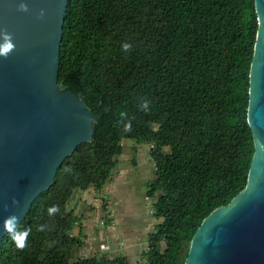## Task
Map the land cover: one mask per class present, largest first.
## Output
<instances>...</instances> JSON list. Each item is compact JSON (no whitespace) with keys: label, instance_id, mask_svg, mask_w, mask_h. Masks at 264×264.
<instances>
[{"label":"trees","instance_id":"obj_1","mask_svg":"<svg viewBox=\"0 0 264 264\" xmlns=\"http://www.w3.org/2000/svg\"><path fill=\"white\" fill-rule=\"evenodd\" d=\"M256 31L254 0H68L57 83L82 94L97 117L93 137L64 159L18 225L31 228L27 247L4 236L0 264H129L124 256L74 257L83 241L67 208L76 189L106 184L123 138L152 144L147 195L158 192L160 221L147 236L145 264H184L203 218L247 183ZM140 97L149 111L138 108ZM121 111L134 117L131 133L118 123ZM53 204L60 211L49 216ZM40 224L48 230L37 231Z\"/></svg>","mask_w":264,"mask_h":264},{"label":"water","instance_id":"obj_2","mask_svg":"<svg viewBox=\"0 0 264 264\" xmlns=\"http://www.w3.org/2000/svg\"><path fill=\"white\" fill-rule=\"evenodd\" d=\"M18 2L0 0V29L13 33L16 45L7 59L0 57V243L7 234L3 219L15 214L20 224L64 159L92 139L97 121L81 93L57 83L68 0H25L27 13L17 11ZM254 5L247 107L254 152L247 183L203 218L184 264H264V0ZM41 8L45 15L38 18Z\"/></svg>","mask_w":264,"mask_h":264},{"label":"rangeland","instance_id":"obj_3","mask_svg":"<svg viewBox=\"0 0 264 264\" xmlns=\"http://www.w3.org/2000/svg\"><path fill=\"white\" fill-rule=\"evenodd\" d=\"M121 144L106 184L100 190L76 189L67 205L78 217L72 234L80 232L83 241L74 257L105 254L124 256L129 264H145L147 236L160 221L154 215L158 192L147 195L155 177L152 144L129 138Z\"/></svg>","mask_w":264,"mask_h":264},{"label":"clouds","instance_id":"obj_4","mask_svg":"<svg viewBox=\"0 0 264 264\" xmlns=\"http://www.w3.org/2000/svg\"><path fill=\"white\" fill-rule=\"evenodd\" d=\"M17 11L20 12H29V4L25 2V0H19L16 5ZM45 15V9H39L37 13L38 18H43ZM121 48L124 52H129L132 50L133 45L124 42L121 45ZM16 49V45L14 43V36L13 33L7 31L6 29H0V57L7 59ZM138 108L147 112L150 110V102L145 97L139 98ZM107 112L108 109L105 108ZM132 119L134 117H129L128 113L125 111H121L119 113V121L122 131L124 133H131L133 131L132 127ZM92 123V122H91ZM12 204L15 206H19L20 201L17 200L15 197H12ZM5 209H7V205H4ZM60 211L59 205H51L47 208V214L49 216H54ZM18 217L15 214H10L3 219V229L9 235L11 240L13 241L15 247L19 250H23L27 247L28 237L31 233V228H24L21 229L18 227L19 223ZM48 230L47 224H40L37 226V231H46Z\"/></svg>","mask_w":264,"mask_h":264},{"label":"built area","instance_id":"obj_5","mask_svg":"<svg viewBox=\"0 0 264 264\" xmlns=\"http://www.w3.org/2000/svg\"><path fill=\"white\" fill-rule=\"evenodd\" d=\"M102 247V246H101Z\"/></svg>","mask_w":264,"mask_h":264}]
</instances>
